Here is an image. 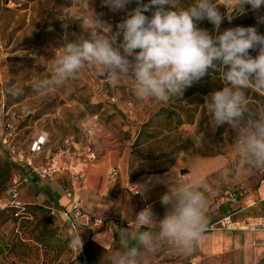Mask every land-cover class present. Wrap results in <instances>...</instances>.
Wrapping results in <instances>:
<instances>
[{"label":"rangeland","instance_id":"obj_1","mask_svg":"<svg viewBox=\"0 0 264 264\" xmlns=\"http://www.w3.org/2000/svg\"><path fill=\"white\" fill-rule=\"evenodd\" d=\"M193 3L194 0H178L177 6L187 8ZM217 3L226 17L224 0ZM135 7V0L115 12L103 6L102 0H0V133L5 118L12 122L14 145L25 156L32 155L30 149L38 136L45 137L44 150L39 154L42 160L48 153L68 147L63 154L67 162L63 172L40 186L47 196L45 202L35 198L38 190L32 179L21 187L20 207L16 208L10 206L6 191L13 181L27 173V166L15 163L0 143V264H90L86 250L93 231L88 226L70 228L60 217L51 216L48 207L55 204V199L47 187L54 184L61 192L69 185L75 189L83 180L84 164L94 166L107 153L116 159L117 174L131 169L130 177L183 167L198 157L224 158V169L209 179L215 203L206 213L205 232L243 235L244 232L219 229L217 222L223 214L241 210L244 196L258 195L259 171L244 169L233 149L234 132L227 124L216 131L210 127L203 104L206 96L226 86L219 72H208L182 97L174 96L167 103L138 100L133 94V79L123 77L113 86L98 75L99 69L89 65L64 87L45 94L34 91L38 81L51 78L66 34L69 41L76 38L73 33L88 37L90 34L84 32L82 24L87 26L94 13L115 31L116 25ZM244 8L246 14L233 12L230 22L225 18L220 31L252 26L264 34V23L257 22V16L264 15V6L259 13L250 5ZM197 23L200 28L214 30L207 20ZM249 54L255 57L258 50L250 49ZM245 93L250 109L264 110V95L252 88ZM88 144L95 153L91 162L84 158ZM78 153L81 156H76ZM39 155L35 161L40 160ZM118 181L106 177L103 184L112 191ZM231 195L237 197L236 202L231 201ZM258 206L264 210V202ZM259 214L260 210L251 208L234 217L242 220ZM78 235L83 241L81 250L71 246ZM231 251L227 248V254L219 255L207 252L204 257L209 264H216L217 258V264H258L264 258V251L250 247L242 255ZM224 255L231 257L226 260Z\"/></svg>","mask_w":264,"mask_h":264},{"label":"clouds","instance_id":"obj_2","mask_svg":"<svg viewBox=\"0 0 264 264\" xmlns=\"http://www.w3.org/2000/svg\"><path fill=\"white\" fill-rule=\"evenodd\" d=\"M131 2L102 0V5L115 12ZM135 3L115 31L94 13L87 26L82 24L88 37L73 33L76 38L69 41L66 34L51 78L38 81L34 91L45 94L64 87L89 65L99 69L98 75L113 86L123 77L133 79V94L138 100L167 103L174 96L182 97L212 69L219 72L226 86L204 98L210 127L216 131L227 124L234 132L233 149L244 169L264 172V110L250 109L245 93L252 88L264 95V34L252 26L220 31L223 20L231 21L233 12L246 14L247 4L259 13L264 0H224L226 17L217 0H194L187 8H178V0ZM204 20L213 25L212 32L198 27L197 22ZM257 22L264 23V15H258ZM250 49L258 50V54L251 56ZM153 179L168 186L160 197L165 214L158 217L151 205L135 214L133 224L139 228L122 234L123 250L114 251L109 264H147L145 257L155 253L162 242L190 255L205 232L208 222L203 214L207 203L204 193L210 190L205 178L183 181L166 173L162 178L150 177L133 194L147 199ZM71 246L81 250L80 235L73 238Z\"/></svg>","mask_w":264,"mask_h":264},{"label":"crops","instance_id":"obj_3","mask_svg":"<svg viewBox=\"0 0 264 264\" xmlns=\"http://www.w3.org/2000/svg\"><path fill=\"white\" fill-rule=\"evenodd\" d=\"M49 155L50 154L48 153L43 160L40 159L39 155L38 159L40 160L35 161V164H42ZM115 160L116 159L111 154L107 153L101 155L94 166L90 163L84 164L86 170L81 169L82 172H85L84 176H81L83 180L75 185V189L70 185L68 187H64L65 189L69 188L72 190L74 199L80 200L84 214L76 222L75 227H72L64 219H62V221L73 229L80 226H88L93 231L90 235L88 249L86 250L87 258L90 264H109V257L111 254L116 250H123L121 248L122 234L125 231H132L139 228V226L135 224L131 227L122 228L113 224L112 221L126 220L133 223L134 215L148 205L152 206L154 213L158 217H163L165 214L166 209L162 206L160 197L168 191V186L164 183H156L155 179H153L152 185L146 193L147 199H145L141 195L133 194L140 184H144L150 177L162 178L166 173H171L173 176L183 181H191L196 177L205 178L210 189L204 193L207 203L203 210V214L207 220L206 213L212 209L215 203V191L210 184V176L216 172L222 171L226 164L225 159L222 157H198L196 159H192L186 166L183 167H173L161 172H154L150 174L135 173L130 177L129 174L131 169L127 170L125 174L121 173L120 176L117 174L118 170L115 167ZM60 162L64 165L67 163L63 156L60 158ZM84 165L82 164V166ZM64 169L57 172L54 179L59 173H62ZM112 171L116 172V175L113 178L110 177V173ZM106 177H109L111 181H115L116 179L119 180L114 185L112 191L110 189L111 187L108 188L103 184ZM32 179L34 180L33 184H36V188L38 190L36 192L38 194H36L35 198L39 201L45 202L47 196L43 195L41 192L43 190H41L40 186H42L45 182L50 181L38 180L35 176H31L30 180ZM53 185L54 184H51L50 187H47L49 190L47 191L51 197L55 199V204L48 208H62L69 206L70 201L65 197L63 190L62 192L58 191ZM115 195H117L116 198ZM257 196L249 195L244 196V198ZM255 208L259 210L258 207ZM238 211L239 210L231 213L236 214ZM235 214L233 215L234 219H236L234 217ZM95 217L106 219V223L99 227L93 226L92 220ZM140 230L143 231L144 229L141 228ZM236 232L244 233L241 236L235 233L231 236H223L215 234L217 232H204L201 239L197 242L195 250L190 255H185L169 242H162L157 251L153 254L147 255L145 259L147 264H209L206 257H204L207 252L216 255L227 254L225 252L227 248H232L233 251L231 252H234V255L237 253L242 255L243 253L246 254L245 248L247 247L258 249L260 252L264 251V232H252L248 230ZM243 244L245 247L244 249L242 248ZM230 257L231 256H225V259L227 260ZM196 258L199 259L195 261ZM217 259V261H219V258ZM262 263H264V261H262Z\"/></svg>","mask_w":264,"mask_h":264},{"label":"built area","instance_id":"obj_4","mask_svg":"<svg viewBox=\"0 0 264 264\" xmlns=\"http://www.w3.org/2000/svg\"><path fill=\"white\" fill-rule=\"evenodd\" d=\"M14 126L8 119H4L2 122V130L0 133V143L5 149L9 151L10 157L17 164H24L27 166V173L19 180L13 181L6 191L8 201L12 207H20L19 194L22 186L27 185L30 182L31 176H35L38 180L52 181L57 172L64 169L65 165L60 162V158L65 152L68 151V147H61L57 152L50 154L42 164H35V156L39 155L46 144L45 137L38 136L30 149L32 155H24L14 145ZM81 156L78 153L76 156ZM85 161H93L95 159V153L91 150L89 144L85 147ZM116 175L115 171L110 173V177L113 178ZM259 195L257 197H243V207L241 210L251 209L258 207L259 204L264 202V172L259 171L257 180ZM65 197L70 201L69 206L62 208H50L49 214L53 217H60L67 221L72 227H75L76 222L83 216L84 210L80 200L73 198L72 190L66 188L63 190ZM231 201L236 202L237 197H232ZM239 210V211H241ZM261 212L257 217H247L242 220H236L233 218L235 213H226L217 222L219 229L226 231H241L248 230L252 232H264V210L259 209ZM238 211V212H239ZM237 212V213H238ZM106 223L104 218H93L92 225L95 227L103 226ZM113 224L119 227H131L132 222L126 220L112 221ZM211 229H215L211 227Z\"/></svg>","mask_w":264,"mask_h":264},{"label":"trees","instance_id":"obj_5","mask_svg":"<svg viewBox=\"0 0 264 264\" xmlns=\"http://www.w3.org/2000/svg\"><path fill=\"white\" fill-rule=\"evenodd\" d=\"M224 22H228V20H226V21H224ZM230 22V21H229ZM223 23V22H222ZM208 72H211V73H216V74H218L216 71H213L212 69H209V71Z\"/></svg>","mask_w":264,"mask_h":264},{"label":"water","instance_id":"obj_6","mask_svg":"<svg viewBox=\"0 0 264 264\" xmlns=\"http://www.w3.org/2000/svg\"><path fill=\"white\" fill-rule=\"evenodd\" d=\"M262 261H264V259H261V260L259 261V263H258V264H261V263H262Z\"/></svg>","mask_w":264,"mask_h":264}]
</instances>
